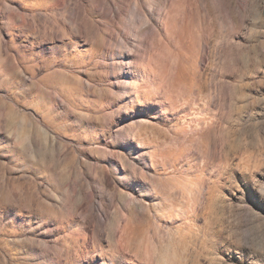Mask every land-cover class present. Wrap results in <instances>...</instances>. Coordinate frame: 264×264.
I'll list each match as a JSON object with an SVG mask.
<instances>
[{"label":"rangeland","instance_id":"374dc122","mask_svg":"<svg viewBox=\"0 0 264 264\" xmlns=\"http://www.w3.org/2000/svg\"><path fill=\"white\" fill-rule=\"evenodd\" d=\"M0 264H264V0H0Z\"/></svg>","mask_w":264,"mask_h":264},{"label":"bare ground","instance_id":"6f19581e","mask_svg":"<svg viewBox=\"0 0 264 264\" xmlns=\"http://www.w3.org/2000/svg\"><path fill=\"white\" fill-rule=\"evenodd\" d=\"M182 214H179V212L178 211H173L172 213H169V215H168V217H171V218H176V217H179V216H181ZM184 219H186V218H184ZM158 221H160V218H158L157 219ZM129 221V220H128ZM127 226H128V222H127ZM122 234H123V236L125 237H127V239L129 240V238H128V235H129V229H128V227H126V226H124L122 229ZM117 247H119V248H122L121 246H120V243H117ZM151 257V255H150V253H146V258H150Z\"/></svg>","mask_w":264,"mask_h":264}]
</instances>
